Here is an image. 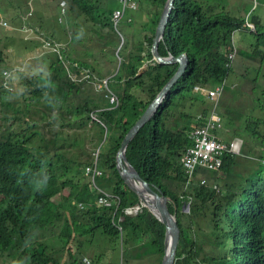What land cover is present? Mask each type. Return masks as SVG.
Instances as JSON below:
<instances>
[{
	"label": "trees",
	"instance_id": "trees-1",
	"mask_svg": "<svg viewBox=\"0 0 264 264\" xmlns=\"http://www.w3.org/2000/svg\"><path fill=\"white\" fill-rule=\"evenodd\" d=\"M64 1L65 13L59 10L62 1L55 4L56 19L61 30L71 27L72 36L62 53L44 50H50L47 43L58 40L54 34L60 30H41L40 25L35 30L25 18L17 30L24 36L29 31L24 25H29V33L40 41H27L36 46L32 60L36 65L19 70L24 89L20 98L0 100L1 111L7 113L0 117V124L6 121L0 127V264H86L81 250L93 249L90 243L96 233L121 238L123 233L129 237L135 232L150 236L148 248L159 254L161 262L165 226L141 207L138 196L121 179L115 159L128 130L179 66L178 62L156 63L151 53L167 0H136L138 10L131 22L121 24H137L138 39L126 31L119 38L112 27L111 15L119 0ZM224 2L174 0L158 52L162 57L185 53L188 64L125 150L139 175L168 197L167 207L175 214L180 233L173 264H264V84L259 81L264 75V48L260 38L242 56L256 65H243L248 72L238 74L256 88L248 111L238 125L232 113L223 119L216 114L222 128L212 130L220 141L238 136L244 154L246 146L260 151L256 168L238 169L239 155L224 153L220 168L210 171L215 182L211 184L194 180L203 170L195 168L189 177L181 163L184 149L192 143L191 129L208 123V113L219 104L212 106L204 92L194 87L221 86L220 100L235 73L234 61L227 55L234 50L232 33L245 28V20L230 15ZM256 20L252 17L247 23L264 43ZM93 38L95 50L86 45ZM107 46L109 50H104ZM4 61L0 46V65ZM2 69L0 88L9 92L13 70ZM71 72L78 78L74 82L65 78ZM82 75L84 79H79ZM95 79L107 80L117 105L109 104L103 83L95 88ZM93 168L99 174L91 178ZM101 191L118 198L102 204L95 196ZM134 206L136 212L126 211ZM62 253L68 259L61 261Z\"/></svg>",
	"mask_w": 264,
	"mask_h": 264
},
{
	"label": "rangeland",
	"instance_id": "rangeland-1",
	"mask_svg": "<svg viewBox=\"0 0 264 264\" xmlns=\"http://www.w3.org/2000/svg\"><path fill=\"white\" fill-rule=\"evenodd\" d=\"M58 0H0V46L3 48V51L5 53V61L3 62V66L0 65V68L13 70L11 82L12 84V90L9 89V92L5 90V87L0 88V100L8 101V102H14L17 101L19 97V94L22 93L24 89H22V85L20 84L19 77L22 76L21 72L19 70L26 68L28 71V67L36 65L33 57L36 55L35 50L36 46H33L32 42H27L29 40L36 41L38 38V35H35L34 33H29V31L32 29L29 25H24L27 29H29L28 32H25V35L23 36L22 32L17 31L21 24L24 22L23 19H27V21H30V25L32 27L37 28V25H40L41 30H44L46 28H49L51 30L58 29V34L55 41H58L61 43V45L55 47L56 51L53 50H47L44 48V50L48 51L46 54L54 53L59 54L63 52V49H61L62 46H66V42L68 43L70 40L71 35V27H69L67 30H61L60 24L58 23L56 19V12H55V4ZM64 0H59L60 2ZM208 1H216V0H208ZM65 2V1H64ZM227 4V11L230 15L235 17H240L245 20V28H240L238 30H235L232 33L231 42L237 48V51L239 50V53L234 61V71L235 73L233 75H230L228 85H230L232 82H234L233 88L227 89V92L224 93L223 97L218 101V108H216L214 111L217 112L221 118L223 119V116L226 114H230L233 117L234 125H238L240 120L244 118L243 113L245 114L246 111H248L252 100L256 94H254V90L256 88H252L246 82L241 81L238 74L241 72H244L242 69L244 68L243 65H251L254 64V60H251V62H246L244 57L245 50L249 47V45L254 44L256 41V38H260V47L264 48L263 39L261 36H256V33L253 32V27L250 25L248 28L247 22H249V19L256 18V24L258 27L259 33H264V0H226ZM225 3L224 0H221V4ZM65 11H66V3L64 5ZM59 10L61 12L65 13V11H62V7H59ZM137 11V10H136ZM136 11L129 12L131 17L134 16ZM59 14V13H57ZM128 11L125 12V15L123 17V20L127 18ZM2 19V20H1ZM64 17L62 18L63 21ZM122 23V22H121ZM119 25L118 29V37H123V32L126 31L128 33V36H132L134 39L140 38L141 34L139 33L138 29L136 28L137 24H133L131 26L126 27V25L121 24ZM39 28V27H38ZM24 29V27H22ZM35 30H32L33 32ZM252 31V32H251ZM61 34V35H59ZM85 35H81L80 38L84 37ZM29 37V38H26ZM41 37V34H40ZM39 40V39H38ZM121 40V39H120ZM40 41V40H39ZM51 44H54L55 42L53 40H49ZM96 40L95 38L89 40L86 45L95 50L96 49ZM41 43V42H40ZM39 44V43H38ZM26 45V46H24ZM39 46V45H38ZM42 47V46H41ZM43 48V47H42ZM79 48V46H77ZM104 50H109V47L107 46L104 48ZM45 54V53H44ZM92 57V56H88ZM63 58V56H62ZM66 60V59H65ZM62 60V65L65 69L67 68V60ZM120 59H118V62ZM253 61V62H252ZM30 64V66H29ZM256 64V63H255ZM264 65V64H263ZM262 67V73L264 74V66ZM143 66L142 68H144ZM12 68H15L18 72ZM2 69V70H3ZM31 75V73H30ZM251 74H249V77ZM69 77L73 79V73H65V78H67L69 81L74 82L73 80H70ZM24 78V77H23ZM264 79V75L261 77V80ZM1 80V77H0ZM32 85V84H31ZM264 86V85H263ZM111 87V83H110ZM216 87V86H215ZM215 87H212L211 89H214ZM226 91V90H225ZM196 97V96H195ZM221 97V93L218 98ZM212 106L215 105V102L210 100L208 97H205ZM198 100H201V98H197ZM264 101V99H263ZM217 104V103H216ZM264 110V109H263ZM236 112V113H235ZM211 111L208 113L207 116ZM243 115V116H242ZM95 116V115H93ZM0 117H7V113L4 111H1L0 109ZM3 123L0 124V127L4 125L6 121H2ZM261 131L264 130V124H261ZM83 129L79 128L78 130ZM237 139L239 138L238 136ZM264 146V145H263ZM245 151L246 154H250L249 157L244 154L243 148H242V156H239V163L237 165L238 169L247 170L249 168L254 169L256 168V164H254L256 158L258 157L257 150L252 151L250 147L246 146ZM264 149V147L262 148ZM94 149L92 147L90 148V152H92ZM258 152V153H257ZM204 179L205 182H209L211 184H214V174L210 172L209 170H203L202 172L198 173L194 177L195 181L200 182V180ZM67 190L64 191L66 193ZM81 203V202H79ZM129 231L132 230V228H128ZM94 240L92 243H90L91 247L93 249H86L84 248L81 250L82 255L87 256L86 262L88 264H123V261L126 258L127 255V247L126 242L127 240L130 241L131 238L127 237L124 233L121 236V238H111L109 236L100 235V233H96L94 236ZM122 239H124V242L122 244ZM139 248H136V250H130L132 252V257L135 254H139L144 252L145 256V262L146 264H157L159 259V254L155 251H151L150 248H145L142 246L140 250ZM123 253V254H122ZM92 254V255H91ZM152 254L155 256L153 259ZM61 261H64L68 259V255L65 253L61 254ZM138 264V263H134Z\"/></svg>",
	"mask_w": 264,
	"mask_h": 264
},
{
	"label": "water",
	"instance_id": "water-1",
	"mask_svg": "<svg viewBox=\"0 0 264 264\" xmlns=\"http://www.w3.org/2000/svg\"><path fill=\"white\" fill-rule=\"evenodd\" d=\"M173 2L174 0H167L163 8L162 15L159 19L152 40L151 53L153 60L157 63L167 64L178 62V69L168 81V83L161 88L155 98L148 104L144 112L136 120L132 127L128 130L121 142L115 159L116 168L121 179L126 184V186L138 196L141 207L147 208V210L165 226V236L163 242L164 255L160 264H173L180 234L179 227L176 222L175 214L168 210V197L161 191L153 188L152 185H150L139 175L135 168L128 162L125 155V150L129 141L134 137L138 130L153 116V114H155L167 92L173 86L177 78L183 73L188 64V59L185 53H182L177 57H162L160 56L157 49L158 43L162 39L169 14L172 11Z\"/></svg>",
	"mask_w": 264,
	"mask_h": 264
},
{
	"label": "built area",
	"instance_id": "built-area-1",
	"mask_svg": "<svg viewBox=\"0 0 264 264\" xmlns=\"http://www.w3.org/2000/svg\"><path fill=\"white\" fill-rule=\"evenodd\" d=\"M120 7L116 8L111 15V20L113 22V25L117 26L119 21L123 18L125 10L131 9L134 10L138 7V4L135 0H120ZM63 8H64V1L62 2ZM50 49L53 51H56L55 47L61 45L59 43L50 44ZM235 56V50L230 51L227 55V58L230 62L233 61V58ZM88 71V70H85ZM90 72V71H88ZM89 73H86L85 76L87 77ZM84 77V75H82ZM74 79H78L73 75ZM103 86H105V94L104 96L107 98L110 105H117L118 98L115 93H113L107 84V80H94V86L97 89H100ZM195 91H203L205 96L208 97L210 100L216 102L218 100V97L220 93L222 92L221 86H216L214 89L210 88H202L200 86L194 87ZM217 112L214 110L211 111L209 114L210 121L206 123L205 125H199L192 128L190 131L191 135H195L196 133L200 132L204 136L201 139H197L195 142L190 144L184 149V152L182 154L181 163L184 171L189 175V177L195 172L191 168L193 166H196L197 170H209V171H215L218 170L222 164V155L224 153H228L231 155H241V148H242V140L240 139H232L226 142H221L219 140V135L216 133H213L212 130L216 129L219 130L222 128V122L221 119L215 118ZM92 118L94 119V116L92 115ZM90 168H87V171H90ZM96 174H99V171L96 168L92 169L91 178H93ZM201 183H204V179L200 181ZM96 196V200L99 202H104L106 204H110L111 200L107 198V194L103 191L98 193ZM138 209L137 206H134L132 208L126 209L127 212H136ZM85 263L86 258H84Z\"/></svg>",
	"mask_w": 264,
	"mask_h": 264
},
{
	"label": "crops",
	"instance_id": "crops-1",
	"mask_svg": "<svg viewBox=\"0 0 264 264\" xmlns=\"http://www.w3.org/2000/svg\"><path fill=\"white\" fill-rule=\"evenodd\" d=\"M136 1V0H135ZM137 2V1H136ZM137 4H138V2H137ZM120 7V3H119V6H118V8ZM136 10H138V7L136 8V9H134V10H131V9H127V10H125V12L126 11H128V14H127V18L125 19V20H123V18L119 21V23H118V25H117V27L119 28V25H120V23L121 22H123V21H127V22H131V20H132V17L131 16H129L130 15V13L129 12H132V11H136ZM124 15H125V13H124ZM124 17V16H123ZM111 23H112V27H113V22H112V20H111ZM251 25V24H250ZM252 26V25H251ZM126 27H128L127 25H126ZM253 27V26H252ZM129 28V27H128ZM120 29V28H119ZM128 30V29H127ZM126 30V31H127ZM123 41L121 40V43H122ZM61 44V43H60ZM232 47H234V50H235V56H234V58H233V61H235V59H236V57L237 56H239V55H237L238 53H239V50L237 51V48H235V46L232 44ZM246 50H249V47L246 49ZM44 53V52H43ZM245 56V55H244ZM245 61L246 62H251V60H247V59H245ZM253 62V61H252ZM254 65H256L255 63L254 64H251V65H248V66H254ZM247 66V65H246ZM264 66V65H263ZM244 72H248V71H246V70H244V68L242 69ZM79 79H84V77H81V78H79ZM260 83H262V84H264V79L263 80H261V77H260ZM232 85H234V83H232V84H230L229 86H230V88H233V86ZM263 152H264V149H263ZM248 153H250V152H248ZM248 157H249V155H248ZM135 233H137V232H135ZM135 233H132V235H129V237L131 238V240L130 241H128L127 240V242H128V245H127V251H128V256L126 255V258H125V260L123 261V264H134V263H138V264H146V262H147V260H146V262H145V259H144V256H145V254H144V252H142V253H139V254H135L133 257H132V250L134 251V250H136V248H139L138 250H140V248H142V246H144L145 248L147 247V245H148V243H149V240H150V236H148V235H146V234H144L143 232H141V233H138V234H135ZM131 250V251H130ZM85 258L87 257V256H84ZM152 257H153V259L155 258V256L152 254ZM159 263H161V262H159V259H158V262H157V264H159Z\"/></svg>",
	"mask_w": 264,
	"mask_h": 264
},
{
	"label": "bare ground",
	"instance_id": "bare-ground-1",
	"mask_svg": "<svg viewBox=\"0 0 264 264\" xmlns=\"http://www.w3.org/2000/svg\"><path fill=\"white\" fill-rule=\"evenodd\" d=\"M120 1V0H119ZM115 10V9H114ZM113 10V11H114ZM62 11H65V8H63L62 7ZM163 12V11H162ZM161 15H162V13H161ZM170 15V14H169ZM161 17V16H160ZM169 18V17H168ZM113 27H114V29H116V28H118L117 26H115V25H113ZM157 27V26H156ZM155 30H156V28H155ZM117 31H118V29H117ZM155 33V32H154ZM26 38H29V37H26ZM30 41V40H29ZM152 46V45H151ZM62 47H64V46H62ZM61 47V48H62ZM157 49H158V47H157ZM157 63V62H156ZM219 100H217L216 102H215V104L218 102ZM218 119V118H217ZM192 130V129H191ZM189 136H190V139H191V141H192V143L193 142H195L197 139H201L204 135L202 134V133H200V132H198V133H196L195 135H191V134H189ZM234 138H236L237 139V137H234ZM221 142H226V141H221ZM191 143V144H192ZM227 143V142H226ZM196 168V166H193L191 169L194 171V169ZM106 194H107V198L109 199V200H111L112 199V197H117L115 194H112V193H110V192H105ZM118 198V197H117ZM100 203H104V202H100ZM117 203V202H116ZM115 203V204H116Z\"/></svg>",
	"mask_w": 264,
	"mask_h": 264
},
{
	"label": "clouds",
	"instance_id": "clouds-1",
	"mask_svg": "<svg viewBox=\"0 0 264 264\" xmlns=\"http://www.w3.org/2000/svg\"><path fill=\"white\" fill-rule=\"evenodd\" d=\"M63 2V1H62ZM250 24L249 23H247V28H248V26H249ZM251 26V25H250ZM253 26V25H252ZM251 26V27H252ZM54 42H56V41H54ZM56 43H59V42H56ZM60 44V43H59ZM209 88V87H208ZM211 89V88H210ZM218 114V113H217ZM221 122H222V120H221ZM234 139V138H233ZM239 139V138H238ZM241 140V139H240ZM242 146H243V141H242ZM243 154H242V148H241V155H239V156H242ZM246 156H248V155H246ZM201 181V180H200Z\"/></svg>",
	"mask_w": 264,
	"mask_h": 264
}]
</instances>
